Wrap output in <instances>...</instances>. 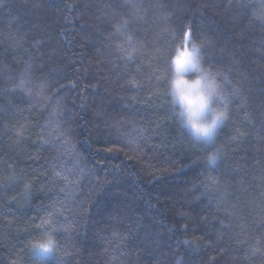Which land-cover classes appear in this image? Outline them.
I'll list each match as a JSON object with an SVG mask.
<instances>
[{
	"label": "trees",
	"instance_id": "16d2710c",
	"mask_svg": "<svg viewBox=\"0 0 264 264\" xmlns=\"http://www.w3.org/2000/svg\"><path fill=\"white\" fill-rule=\"evenodd\" d=\"M177 3L227 97L214 167L167 96ZM262 18L264 0H2L0 264H34L45 231L49 264H264Z\"/></svg>",
	"mask_w": 264,
	"mask_h": 264
},
{
	"label": "clouds",
	"instance_id": "9594fccd",
	"mask_svg": "<svg viewBox=\"0 0 264 264\" xmlns=\"http://www.w3.org/2000/svg\"><path fill=\"white\" fill-rule=\"evenodd\" d=\"M221 74L205 63L204 44L193 38L185 51L182 36L170 52L168 59L167 96L179 126L196 143L212 149L207 163L214 167L220 158L214 148L217 133L227 120V97L221 84ZM20 90L32 95L25 79L19 81ZM43 93L40 95V93ZM35 95L44 97L40 90ZM46 98V97H44ZM34 264H49L57 258L58 250L53 236L45 233L28 243Z\"/></svg>",
	"mask_w": 264,
	"mask_h": 264
},
{
	"label": "snow or ice",
	"instance_id": "6c2138e0",
	"mask_svg": "<svg viewBox=\"0 0 264 264\" xmlns=\"http://www.w3.org/2000/svg\"><path fill=\"white\" fill-rule=\"evenodd\" d=\"M238 2H239V0H238ZM0 4H2V0H0ZM158 6L159 7H165L162 4H160ZM240 6L241 7H245V5L243 3H240ZM133 7H135V5H133ZM182 13H183V6L181 4H179V3H177V5L174 8L169 9L168 11L165 12V19H170L173 16H175L177 18V20H179V22H180L179 30L181 32V36H182V39H183V44H184L185 51H187L190 41L195 37V29H194L192 23L187 19L186 16L182 15ZM137 19H138V17H137ZM262 19H264V18H262ZM132 23H133V20L122 18L120 23L115 26L116 32H118L121 35H123L125 37L126 41L129 44H131V42L133 40V35L129 34V27H130V25ZM136 51H138V49H136V48L132 49L133 53H135ZM128 59L129 60L132 59V54L128 55ZM64 87H65L64 85H60V87L56 88V90L54 92V95L56 97H59L60 93H61V91L63 90ZM42 94L43 93L41 92L40 95H42ZM56 106H57V108L61 107L60 99H57ZM226 107H228L227 104H226ZM227 119H228V116H227ZM18 135H19V133H18ZM103 150L108 152V153H113V152L120 151L121 149L113 146V147L105 148ZM129 159H131V157H129ZM25 190L26 191L28 190V186L27 185L25 186ZM187 215H188L187 213H181V217L182 218L187 216ZM45 223H49L50 224L51 222L50 221H46ZM219 223H220V225L222 227H226V225H224V221L223 220L219 221ZM183 228H184L185 231H187L188 228H189V225L185 224V225H183ZM172 230H174V228L170 229V231H172ZM184 243L185 244H189V243L195 244V240H193L192 242H189V241L185 240Z\"/></svg>",
	"mask_w": 264,
	"mask_h": 264
}]
</instances>
